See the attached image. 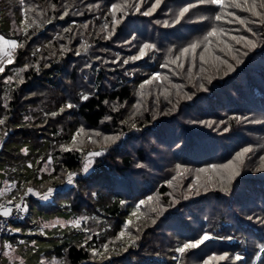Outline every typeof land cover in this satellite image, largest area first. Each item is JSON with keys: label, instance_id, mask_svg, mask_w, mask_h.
<instances>
[{"label": "trees", "instance_id": "trees-1", "mask_svg": "<svg viewBox=\"0 0 264 264\" xmlns=\"http://www.w3.org/2000/svg\"><path fill=\"white\" fill-rule=\"evenodd\" d=\"M260 2L256 11L264 13ZM138 3L0 0V32L17 42L0 75V186L13 188L10 201L28 205L10 241L25 257L32 243L25 236L45 241L50 232L62 240L32 264H203L221 255L210 264H264V16L199 0H161L145 16L154 0H143L139 11ZM112 4L120 10L113 13ZM228 12L258 35L228 23ZM213 27L228 35L209 37V44L204 37ZM231 35L257 47L246 49ZM145 43L154 48L133 61ZM193 43L200 45L194 67L193 52L182 51ZM16 71L3 100L4 79ZM156 73L161 79L141 88ZM245 148L251 150L238 161ZM69 173L77 174L72 185ZM48 189L55 192L41 199ZM205 233L211 238L198 248L175 251Z\"/></svg>", "mask_w": 264, "mask_h": 264}, {"label": "snow or ice", "instance_id": "snow-or-ice-1", "mask_svg": "<svg viewBox=\"0 0 264 264\" xmlns=\"http://www.w3.org/2000/svg\"><path fill=\"white\" fill-rule=\"evenodd\" d=\"M200 4H205V5H211V6H220L221 8L225 7V6H231L233 8H237V9H242L244 11H248L250 12L253 16L255 17H261V16H264V13L260 12V11H256V8H257V4H256V0H251V4L249 7H246L244 8L243 5H249V0H228V5H226L225 3V0H199ZM143 3V0H139V3L136 5V10L139 11V4H142ZM161 4V0H154V3H152L151 5V8L147 11H144L143 12V15L145 16H149L151 15L155 10L156 8ZM259 7L261 9H264V0H261L260 4H259ZM111 8V11L113 13L117 12L120 10V5H117V4H112L110 6ZM189 11V7H184L180 13H179V17H183L185 15V13H187ZM64 15H67V13H64ZM226 15L232 17L233 19L232 20H229L227 21L228 23H232V22H237L239 23L241 26H244L246 28V30L251 33L252 37H256L258 35V33H256L255 31H253V29L251 27H248V24L246 23V21L244 19H242L241 17H239L238 15H236L235 12H228L226 13ZM179 17L177 18L176 20V23H179ZM63 18V17H62ZM223 19V16L220 15V14H217L215 16V20L216 21H221ZM260 21L259 20H252L250 21L249 23H252V24H256V23H259ZM116 23H119V21H116L115 19L113 20V24L115 25ZM167 24V22H165ZM105 29L107 28V25L104 26ZM66 31H68V29H66ZM220 34H223V35H228V33H226L223 29H218L213 27L208 33L207 35L204 37V41H207L209 44L211 43V41L209 40V37H216ZM230 39L232 41H234L236 44L238 45H241L242 47L246 48V49H255L257 47V42L256 40L252 39V38H249V37H246V36H236V35H231L230 36ZM0 42L6 44V45H10L11 47L15 48L17 46V42L14 41V40H7L3 37H0ZM200 45L198 43H193L191 44L189 47H186L184 48L182 51L183 53H188L190 50L193 52V58L192 60L190 61V63L192 64V66L194 67L195 66V52H196V49L199 47ZM225 47L227 48V51L229 53L233 52V49L231 46H228V45H225ZM150 48H154V45H151L149 43H145L143 44L142 47H140L139 49V55L138 56H133L131 59L133 61L135 60H138L140 58H142L143 56H145L146 54V50L150 49ZM209 49L207 47V45L204 47L203 51L200 53L199 55V59H200V62L203 64L205 62V56H204V53L205 52H208ZM220 51H225V48H221ZM236 51H239L238 49ZM79 55V53H77ZM248 52H244L243 55H247ZM179 59V58H177ZM187 59V57H186ZM216 60H218L221 64H227V67L230 71H234V66L232 64H228L227 61L223 60L221 57L219 56H216L215 57ZM232 59L233 60H236L237 63H241L242 61H240L238 59V57L236 55H233L232 56ZM119 61H113V63H118ZM9 64L13 63L12 60H9L8 61ZM125 64L128 63L127 60L124 61ZM172 63H176V61H172ZM179 67L183 68V64H179L178 65ZM162 67H167V65H162ZM201 71H204L203 68H201ZM4 72V68L3 67H0V73H3ZM161 79V76L159 73H156L154 74L149 80H146L143 82V84H141V88L144 87V84H151L153 81H158ZM164 79H168L167 76L164 77ZM211 82V81H209ZM201 87H203V85H201ZM89 98L88 95H84L82 97L83 100H87ZM191 98V97H189ZM73 107V105L71 103H69L67 105V108L71 109ZM55 115V114H53ZM0 124H4V120L3 119H0ZM133 127H135V125H133ZM227 129H225L226 131ZM81 132L84 131L83 128L80 129ZM7 134V133H5ZM105 142H108V141H111L113 143H115L119 137H109V136H106L105 138ZM73 143H75V137L73 138ZM66 151H71V149H65ZM251 149L249 148H245L243 149L242 152L238 153L237 156H236V159L239 161L241 159V157H243L245 155V153H248ZM90 156H99L101 155V153L99 152H96V153H90L89 154ZM90 165H91V160H89L87 163H85L83 165V169H82V172L84 174L88 173L90 171ZM179 167V166H178ZM222 168L224 169H230L232 168V165L231 164H228V165H222L221 166ZM213 169L216 168L215 165L212 166ZM201 172H207L208 169H201L200 170ZM238 173H236L235 171H233L232 175H237ZM76 173H69L68 176H67V180H66V183L69 184V185H72L75 181V177H76ZM221 190L227 192L228 191V188L226 185H222V188ZM31 191V190H29ZM55 192V189H48L47 192L45 194H43L40 198L43 199V200H48L50 198V196ZM149 200L152 199V197H149L148 198ZM9 203H11V201H9ZM144 201H140L139 204L137 205V208H139L140 204H143ZM27 208L26 206H23L21 204H16L15 205V212H23V211H26ZM153 211H156V209H152ZM162 211L165 210V209H161ZM14 215V209L13 207H8V206H4V205H0V220H4L5 222H7L8 220H10ZM133 216L137 215L136 212H133L132 213ZM249 219H252V217H249ZM259 219V218H257ZM261 222H264V221H261ZM130 223V221H129ZM6 231H11V229H4ZM18 231V230H17ZM124 233L121 232L120 233V236H123ZM211 238L210 234L208 233H205L201 236V238L195 240V241H192V242H187V243H184L182 246L178 247L175 249V251L177 253H180V254H183L186 252V250H189V249H195V248H198L201 244H203L205 241L209 240ZM108 248V245L105 244L104 245V249L105 251L107 250ZM92 254L95 256L97 255V250H93ZM226 257L225 255H221V256H218V257H209L208 260L204 261L203 264H210V261L213 260V259H219V260H224ZM241 259H243L242 256H240L239 254H237L235 256V260L236 261H240Z\"/></svg>", "mask_w": 264, "mask_h": 264}, {"label": "rangeland", "instance_id": "rangeland-1", "mask_svg": "<svg viewBox=\"0 0 264 264\" xmlns=\"http://www.w3.org/2000/svg\"><path fill=\"white\" fill-rule=\"evenodd\" d=\"M1 26V25H0ZM0 37L3 38H7V40H14L10 37H8L6 34L0 32ZM15 41V40H14ZM12 50L13 47H11L10 45H6L2 42H0V67H3L5 70V66L8 65V61L12 60L13 61V54H12ZM4 73V72H3ZM3 73H0L3 74ZM18 72L16 71L14 74L6 77L4 79V82L2 84V98L3 100H6L8 93L10 91V86H11V82L17 77ZM25 148L24 146H22L20 148V152H24ZM4 168L0 167V182L1 179H3V175H4ZM29 172H24V174H28ZM37 174V173H36ZM30 175V174H28ZM30 177V176H28ZM13 188H1L0 186V205H4L7 206L9 204V201L12 199L9 197V195L12 194ZM13 201H11L12 203ZM18 204H22L23 206H26L27 211H28V205L27 202H25V204H23L21 201H16ZM55 222V221H54ZM41 224H43V226H46V223L40 222ZM56 223V222H55ZM13 235H18L21 232V229L19 226H15L12 225L11 226ZM18 230V231H17ZM31 238H29V236H25V240H29L30 243V247L27 250V256H23V251L25 250L24 248L21 247V245H17V244H13L10 239V236H3L1 238V249H0V264H22V262L25 260V264H32V256H38L41 252L42 249L44 250H49V247L53 246L54 244H58L61 243L62 240H53V235L55 234H50L47 233V237L48 238H52L51 240H45V241H41L40 239H38L36 237V234H30ZM44 235V234H43ZM45 236V235H44ZM87 237V236H84ZM17 245V246H16ZM24 249V250H23Z\"/></svg>", "mask_w": 264, "mask_h": 264}, {"label": "built area", "instance_id": "built-area-1", "mask_svg": "<svg viewBox=\"0 0 264 264\" xmlns=\"http://www.w3.org/2000/svg\"><path fill=\"white\" fill-rule=\"evenodd\" d=\"M18 204L17 202H12L9 203L7 206L8 207H13L14 209V215L13 217L5 222L4 220H0V249H1V238L3 236H10L12 234V225H18L21 224L25 221L28 215V211H23V212H15V205ZM4 229H11V231H6Z\"/></svg>", "mask_w": 264, "mask_h": 264}, {"label": "bare ground", "instance_id": "bare-ground-1", "mask_svg": "<svg viewBox=\"0 0 264 264\" xmlns=\"http://www.w3.org/2000/svg\"><path fill=\"white\" fill-rule=\"evenodd\" d=\"M7 39V38H6Z\"/></svg>", "mask_w": 264, "mask_h": 264}]
</instances>
